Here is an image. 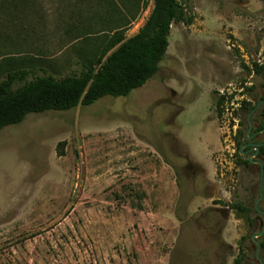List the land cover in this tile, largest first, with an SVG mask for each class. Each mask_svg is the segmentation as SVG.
Instances as JSON below:
<instances>
[{
  "label": "rangeland",
  "instance_id": "obj_1",
  "mask_svg": "<svg viewBox=\"0 0 264 264\" xmlns=\"http://www.w3.org/2000/svg\"><path fill=\"white\" fill-rule=\"evenodd\" d=\"M183 5L143 88L0 132V264H264V179L256 211L261 169L240 154L264 126V2ZM154 7L0 0V82L79 74Z\"/></svg>",
  "mask_w": 264,
  "mask_h": 264
},
{
  "label": "trees",
  "instance_id": "obj_2",
  "mask_svg": "<svg viewBox=\"0 0 264 264\" xmlns=\"http://www.w3.org/2000/svg\"><path fill=\"white\" fill-rule=\"evenodd\" d=\"M183 1L155 0L151 16L137 35L130 39L115 36L100 59L82 65L79 74L57 78L44 71V76L26 81L29 72L25 70L9 73L0 82V132L23 123L30 114L88 107L105 97H128L143 88L167 56L173 25L192 23ZM17 82L24 84L15 89ZM260 153L264 154V146ZM260 246L264 250V240Z\"/></svg>",
  "mask_w": 264,
  "mask_h": 264
},
{
  "label": "flooded vegetation",
  "instance_id": "obj_3",
  "mask_svg": "<svg viewBox=\"0 0 264 264\" xmlns=\"http://www.w3.org/2000/svg\"><path fill=\"white\" fill-rule=\"evenodd\" d=\"M262 131H264V129H261L260 128L256 133H254L252 135V137H250V140H247V135H246V142L242 146V147L247 146V147H245L244 155L249 156V160L248 161L251 162L252 161V158H254V159H256V161H252V162L254 164H257V165H259V163H262L264 165V154H261L260 153V149L264 146V142H256L255 141L259 136H261V135L264 134V133H262ZM247 134H248V132H247ZM258 145H260L259 152H257L256 149H255L256 146H258ZM240 150H241V148H240ZM260 169H261V175H262V168H261V166H260ZM255 210L257 211L256 208H255Z\"/></svg>",
  "mask_w": 264,
  "mask_h": 264
},
{
  "label": "water",
  "instance_id": "obj_4",
  "mask_svg": "<svg viewBox=\"0 0 264 264\" xmlns=\"http://www.w3.org/2000/svg\"><path fill=\"white\" fill-rule=\"evenodd\" d=\"M252 128H253V126L250 123V128H249V131H248V134H247V140H250L249 133L252 131ZM262 133H264V131H262ZM245 147H247V146H244V147L241 148L240 154H242V155L244 154L243 150L245 149ZM259 147H260V145L256 146V148H255L257 152H259ZM251 163H253V162L251 161ZM259 165L262 168V175H261V186H260L261 197H260L259 201L256 203L257 211H259L258 203L260 202V200L263 197V179H264V165L262 163H259ZM263 235H264V231L259 233L257 236L253 237V240L256 242V239L262 237ZM257 246H258V249H260V244L259 243H257ZM257 257L259 258V255Z\"/></svg>",
  "mask_w": 264,
  "mask_h": 264
}]
</instances>
